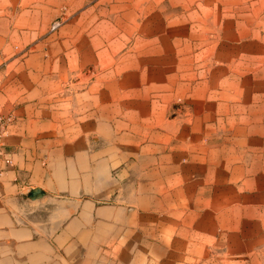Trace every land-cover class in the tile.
Returning a JSON list of instances; mask_svg holds the SVG:
<instances>
[{"label":"crops","instance_id":"obj_1","mask_svg":"<svg viewBox=\"0 0 264 264\" xmlns=\"http://www.w3.org/2000/svg\"><path fill=\"white\" fill-rule=\"evenodd\" d=\"M0 113V264H264V0H0Z\"/></svg>","mask_w":264,"mask_h":264},{"label":"built area","instance_id":"obj_2","mask_svg":"<svg viewBox=\"0 0 264 264\" xmlns=\"http://www.w3.org/2000/svg\"><path fill=\"white\" fill-rule=\"evenodd\" d=\"M59 23V20L54 21L51 25V28H55L57 25H59ZM13 120L14 116L11 113H0V160H2L5 164L10 163L11 159L7 156V153L4 150V138Z\"/></svg>","mask_w":264,"mask_h":264},{"label":"water","instance_id":"obj_3","mask_svg":"<svg viewBox=\"0 0 264 264\" xmlns=\"http://www.w3.org/2000/svg\"><path fill=\"white\" fill-rule=\"evenodd\" d=\"M39 195H41V191H40L39 188H33V189H31V190L29 191V193H28V196H29L30 198H36V197H38Z\"/></svg>","mask_w":264,"mask_h":264},{"label":"rangeland","instance_id":"obj_4","mask_svg":"<svg viewBox=\"0 0 264 264\" xmlns=\"http://www.w3.org/2000/svg\"><path fill=\"white\" fill-rule=\"evenodd\" d=\"M182 104V100H181V98H177L176 100H175V102H174V106H173V110H172V112L173 113H175V108H176V106L177 105H181Z\"/></svg>","mask_w":264,"mask_h":264}]
</instances>
